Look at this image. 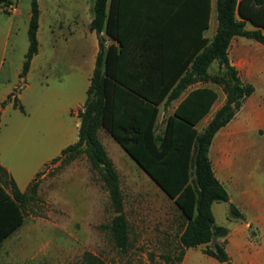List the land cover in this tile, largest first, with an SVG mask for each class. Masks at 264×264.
Returning <instances> with one entry per match:
<instances>
[{"label": "trees", "instance_id": "obj_1", "mask_svg": "<svg viewBox=\"0 0 264 264\" xmlns=\"http://www.w3.org/2000/svg\"><path fill=\"white\" fill-rule=\"evenodd\" d=\"M12 1L0 0V6ZM210 10L211 0L93 1L88 27L96 33L98 51L85 102L77 112L78 139L51 162L86 155L108 192L114 213L104 228L122 251L131 245L128 220L118 173L98 137L100 128L173 200L185 219L178 235L181 252L177 263L184 248L205 244L226 232L214 225L211 212V203L227 201L228 195L213 175L208 149L215 132L233 118L253 90L238 78L227 48L235 35L264 44V0H215L216 30L207 38L203 32L209 25ZM38 13L37 0H30L28 46L20 77L37 52ZM245 21L255 28L245 29ZM103 34L117 44L105 47ZM213 61L218 72L211 75L208 67ZM196 82L214 83L226 94L224 104L201 132L195 124L209 111L216 92L208 86L189 89ZM178 98L158 134V105ZM30 185L20 191L0 165V243L22 224ZM231 213L239 216L234 207ZM204 251L230 264L221 244L214 243ZM86 256L90 260L84 264L96 263L95 256Z\"/></svg>", "mask_w": 264, "mask_h": 264}, {"label": "crops", "instance_id": "obj_2", "mask_svg": "<svg viewBox=\"0 0 264 264\" xmlns=\"http://www.w3.org/2000/svg\"><path fill=\"white\" fill-rule=\"evenodd\" d=\"M89 1L37 0V52L32 56L23 77L19 73L27 47L20 68L15 73L16 80L5 82L8 80L6 75L0 81L1 85H6L0 93V165L13 178L20 191L26 190L45 166L54 163L51 160L59 156L64 147L78 139L80 118L77 112L87 96L98 42L96 33L88 27L93 16L91 11L89 18L80 24L74 19L78 15L86 14L84 11L87 10ZM0 8L10 15L19 14L17 6L13 12H7L2 6ZM29 18L30 6L26 36ZM209 26L210 17L208 28ZM244 27L247 30L255 28L249 21H245ZM44 28L53 40L54 36L58 40L71 41L87 39L89 35L91 50L88 52L83 49L80 60L77 48L60 51L55 56L52 67L58 66L59 71L55 74L53 70L54 75L49 77L51 61L48 59L41 62L38 40L39 31ZM208 28L203 34L211 38L216 25L209 35L205 33ZM110 43L117 44L106 35L104 46ZM227 57L241 82L252 85L253 90L243 99L233 118L215 132L208 149L213 175L228 195L227 201H213L211 212L214 225L225 228L226 232L205 244L184 248L177 264H225L204 251L206 247L213 248L214 243L223 246L230 264H264V44L253 38L235 35L228 45ZM2 66L1 61L0 68ZM199 83L189 86V89L197 86L211 87L216 92V99L209 111L195 124L197 132L203 130L226 100L221 86L211 82H203V85ZM179 100L180 98L169 104L161 102L158 105V134L163 130L165 119L172 114ZM7 109L14 116H2ZM45 116H50L48 122L44 120ZM47 129L52 136L48 143L44 139ZM14 134L28 137L30 142H35L32 151L17 154L16 164L1 146L6 137L12 138ZM231 207L235 208L239 216L231 213Z\"/></svg>", "mask_w": 264, "mask_h": 264}, {"label": "rangeland", "instance_id": "obj_3", "mask_svg": "<svg viewBox=\"0 0 264 264\" xmlns=\"http://www.w3.org/2000/svg\"><path fill=\"white\" fill-rule=\"evenodd\" d=\"M93 1H89L84 16L75 17L79 24L89 18ZM12 2L19 14L10 15L0 8V62H3L0 81L7 75L5 82L16 80L15 73L27 47L30 0ZM215 25V0H211L210 26L205 33L209 35ZM103 38L105 41L106 35L103 34ZM54 39L45 28L39 31L41 62L51 61L49 77L54 75L53 70L55 74L59 71L58 66L52 67L60 51L77 48L80 60L83 49L91 50L89 35L87 39L71 41L58 40L56 36ZM208 72L211 75L218 72L216 61L210 64ZM5 86L0 84V93ZM2 116L14 115L7 109ZM49 119L50 116L44 118L46 122ZM45 135L48 143L52 139L50 130L47 129ZM98 137L119 176L130 248L122 251L115 247L104 228L114 214L108 192L97 172L91 169L86 155L80 153L73 159L50 163L31 181L29 200L23 207V222L2 242L0 264H84L90 260L89 256L84 257L86 253L97 258L94 264H177L176 256L181 252L178 235L185 219L173 200L105 129L98 130ZM34 144L18 134L1 142L5 154L15 164L17 154L32 151Z\"/></svg>", "mask_w": 264, "mask_h": 264}, {"label": "built area", "instance_id": "obj_4", "mask_svg": "<svg viewBox=\"0 0 264 264\" xmlns=\"http://www.w3.org/2000/svg\"><path fill=\"white\" fill-rule=\"evenodd\" d=\"M4 9H5L7 12H13V11H15V9H16V5L13 4V2H12V3L8 4V5H6V6L4 7Z\"/></svg>", "mask_w": 264, "mask_h": 264}]
</instances>
